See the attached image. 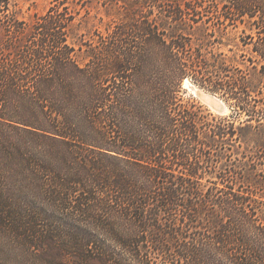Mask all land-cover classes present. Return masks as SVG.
I'll return each mask as SVG.
<instances>
[{"label":"trees","instance_id":"1","mask_svg":"<svg viewBox=\"0 0 264 264\" xmlns=\"http://www.w3.org/2000/svg\"><path fill=\"white\" fill-rule=\"evenodd\" d=\"M68 3L0 0V264H264V0Z\"/></svg>","mask_w":264,"mask_h":264},{"label":"rangeland","instance_id":"2","mask_svg":"<svg viewBox=\"0 0 264 264\" xmlns=\"http://www.w3.org/2000/svg\"><path fill=\"white\" fill-rule=\"evenodd\" d=\"M51 1L52 0H9V3L11 4L12 8L17 11L19 17L29 20L30 18H32V15L35 13H39V14L44 13L46 9L50 6ZM116 1L118 2L117 4H115L114 1L111 0H69L68 4L73 10H75L76 13L74 33L76 34L75 38L77 42H79L82 39L84 40V39H89L91 37H96V35H93V33L96 30L104 31V27L108 23L117 21L118 18H122V11H123L122 5L123 3H126L130 0H116ZM237 35H238L237 30H230L228 34V36L231 39V41L229 42L230 45H233L234 42L238 41ZM2 37H3V30L0 29V41ZM223 42H227L225 36L223 38ZM219 46L220 49L227 51L228 47L221 46L218 43H213V44L211 43V48H213L214 50L217 49V47ZM76 47H78L77 44ZM84 48L85 46H83V49L77 50L79 59L81 61L84 58V53H85ZM184 82L182 85L183 98L195 99V101L203 105V107L207 108L213 114L220 115L215 113L213 110H211L207 106V104L202 101L200 97V93L203 92L212 93V92L200 88L199 86L191 83L190 81L186 85H184ZM230 111L231 110L229 108L226 114H229Z\"/></svg>","mask_w":264,"mask_h":264},{"label":"water","instance_id":"3","mask_svg":"<svg viewBox=\"0 0 264 264\" xmlns=\"http://www.w3.org/2000/svg\"><path fill=\"white\" fill-rule=\"evenodd\" d=\"M201 99L217 114L224 115L229 110L228 105L214 93H207Z\"/></svg>","mask_w":264,"mask_h":264},{"label":"bare ground","instance_id":"4","mask_svg":"<svg viewBox=\"0 0 264 264\" xmlns=\"http://www.w3.org/2000/svg\"><path fill=\"white\" fill-rule=\"evenodd\" d=\"M188 83H189V80L186 79L185 82H184V85H186V84H188ZM206 94H207V93H204V92H203V93H200V97L203 96V95H206Z\"/></svg>","mask_w":264,"mask_h":264}]
</instances>
